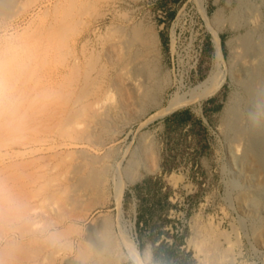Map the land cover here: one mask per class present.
I'll use <instances>...</instances> for the list:
<instances>
[{
  "label": "bare ground",
  "instance_id": "1",
  "mask_svg": "<svg viewBox=\"0 0 264 264\" xmlns=\"http://www.w3.org/2000/svg\"><path fill=\"white\" fill-rule=\"evenodd\" d=\"M17 3L0 0V105L8 109L11 93L18 100L11 104L17 117L13 125L2 126L0 120V151L6 149L0 166L14 168L15 176L25 171L35 178L15 185L8 196L5 190L0 192V214L9 200L22 212L11 220L9 215L5 221L0 216V229L3 222L8 225L0 233V264H122L126 259L147 264L149 258L143 259L126 236L127 256H122L107 218L92 224L84 239L68 237L67 228L79 217L75 213H89L96 207L95 197L108 182V154H96L106 146L104 137L118 120L130 118L132 110H140L152 99L158 37L139 24L128 30L110 26L105 34L99 33V18L80 19L96 6V0H41L38 12L9 23L16 17ZM212 31L218 59L224 61L221 37ZM252 37L238 38L239 50H232L230 74L247 97L230 126L245 144L248 177L264 194V37L256 42ZM94 39L101 43L100 49L92 46ZM221 76L213 74L196 89L173 96L165 113L214 95L226 82V76ZM150 159L146 168L153 173L155 158ZM125 187L124 182L116 185L119 207ZM202 234L196 247L210 264L232 260L235 244L228 234L213 226L205 227ZM222 239L229 242V249L221 250Z\"/></svg>",
  "mask_w": 264,
  "mask_h": 264
},
{
  "label": "rangeland",
  "instance_id": "2",
  "mask_svg": "<svg viewBox=\"0 0 264 264\" xmlns=\"http://www.w3.org/2000/svg\"><path fill=\"white\" fill-rule=\"evenodd\" d=\"M17 1L16 17L9 23L38 12L36 6L41 2ZM96 1L90 14L80 19L90 22L99 18L97 27L101 34L110 26L121 25L128 30L139 24L158 37L159 53L152 61V99L140 110H132L131 119L118 120L104 137L106 146L96 154H108V182L95 197L97 205L93 210L75 213L79 217L68 226V237L84 239L92 224L107 218L113 226L117 249L124 257L126 236L143 259L149 258L147 264H210L196 244L204 228L213 226L228 234L235 244L232 260L222 264H264V194L248 177L245 144L236 139V130L230 126L234 115L244 109L247 97L230 74L233 52L239 50L240 39L252 35L256 42L264 37V0ZM117 13L126 15L120 17ZM212 30L221 37L224 61L218 59ZM92 43L100 49L101 43L95 39ZM8 65L6 72L11 77L12 68ZM213 74L226 76L219 91L165 113L173 96L196 89ZM13 94L8 95V109L0 105L2 126L11 127L17 118L11 104L18 100ZM5 151L2 148L0 155ZM151 156L156 163L153 173L146 168ZM15 173L14 168L4 170L0 166V192L5 190L4 196L15 185L35 178L29 172L20 176ZM119 182L126 184L120 207L116 200ZM6 204L0 214L3 221L8 215L9 220L22 215L10 200ZM7 226L3 222L0 233ZM227 242L220 241L222 251L229 249ZM122 264L136 263L126 259Z\"/></svg>",
  "mask_w": 264,
  "mask_h": 264
}]
</instances>
